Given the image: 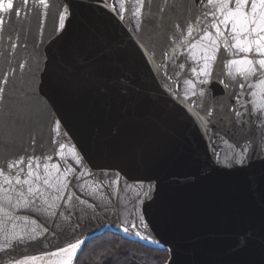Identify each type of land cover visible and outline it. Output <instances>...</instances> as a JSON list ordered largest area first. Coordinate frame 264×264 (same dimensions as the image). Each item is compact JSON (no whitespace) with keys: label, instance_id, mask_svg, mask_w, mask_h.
<instances>
[{"label":"water","instance_id":"95a60500","mask_svg":"<svg viewBox=\"0 0 264 264\" xmlns=\"http://www.w3.org/2000/svg\"><path fill=\"white\" fill-rule=\"evenodd\" d=\"M15 2L20 15L10 23L4 17L0 39V163L45 148L32 179L64 216L17 210L47 225L51 244L22 243L0 257L44 256L37 264H47L55 258L46 253L82 240L75 264L86 243L111 232L166 251L164 264H264V153L244 166L228 159L253 139L259 143L261 130L234 124L232 109L243 111L244 97L238 103L218 82L201 85L211 98L208 117L186 93L185 72L192 74L178 67L186 49L172 51L169 22L195 14L199 0H186L187 11L185 0H168L174 10L165 0H47L48 8ZM141 16L159 24L155 51H145L148 41L135 30ZM44 178L68 187L56 192ZM124 226L159 243L125 234ZM2 227L0 242L13 225Z\"/></svg>","mask_w":264,"mask_h":264},{"label":"snow or ice","instance_id":"6c2138e0","mask_svg":"<svg viewBox=\"0 0 264 264\" xmlns=\"http://www.w3.org/2000/svg\"><path fill=\"white\" fill-rule=\"evenodd\" d=\"M106 2V0H105ZM145 0H137V4L143 6ZM27 4V0H24ZM37 6L48 8L47 0H37ZM107 6V4H106ZM165 7L174 10V4L169 5L165 0ZM185 9L187 4L185 0ZM160 11H163L161 9ZM67 7L60 14V28L66 27ZM195 14H182V19L176 23L169 22V30L172 32V51L177 54V48H185V62L179 63L178 67L182 71L186 65L191 71V76L185 72L184 84L187 86L186 93L190 92L193 97H198V103L201 110L208 117L213 115V110L209 107V93L201 85H209L218 82L227 90L233 89L232 96L240 102L244 97V102L240 104L243 111L236 108L232 109L236 117L234 124L249 123L258 126L260 131L259 143L255 139L250 141L249 146L241 149L236 155L229 156L233 165L244 166L246 159L258 150L264 153V0H199V7L194 10ZM20 15V9L17 8L15 0H0V39L3 38L5 31V19L9 18L11 22L12 14ZM139 13V8L136 9ZM133 13V15H136ZM120 18L123 19L121 13ZM159 24L155 17H140L137 23L136 31L143 43L146 38L148 44L145 45V51L149 47L153 51L158 45L154 42ZM178 30V31H177ZM9 36V47L16 49L17 43L12 42L11 32ZM167 56V53H164ZM189 58L195 61V66L188 63ZM175 62V61H173ZM20 69L25 68L24 63H20ZM224 77V79H221ZM238 86L239 91L235 89ZM3 89L0 88V92ZM187 98V95H186ZM199 115V113H197ZM203 119V117H201ZM61 148L64 145H60ZM54 151V149H53ZM47 150L43 147L39 153L34 149L31 155H17L19 158L12 157L5 159L0 163V231H3L4 223H11L13 229L5 231L3 240L0 242V253L7 256L9 250H15L18 245L27 244L30 241L44 242L48 247L51 241L47 240L44 234L48 231L45 224H40L31 220L29 216L17 215V210H26L32 212L35 210L37 215L47 214L48 217L64 216V213H57L54 209L58 207L50 202L44 188L34 184L33 162L40 166L45 158ZM47 159L51 160L52 155L48 154ZM81 161H77L80 163ZM24 165L27 168L21 167ZM47 169L48 165L44 164ZM52 168H59L52 164ZM67 175V173L65 174ZM39 173L35 176V181H40ZM46 188H55L56 192H61L62 188L68 185L62 179H58L55 185L50 183L48 178L42 181ZM57 197L53 196L54 201ZM20 221V224L16 222ZM31 221V226L30 222ZM143 223V218L140 217ZM135 227V225H133ZM147 225H145V228ZM39 229V231H38ZM123 232L128 235H135L139 240L148 241L153 244L159 243L149 235L136 230L130 232L129 227L124 226ZM44 237V241H41ZM84 241L76 240L74 243H68L64 247H58L56 250L46 253L49 259L47 264H73L82 248ZM44 256H26L22 260L5 259L0 257V264H37L44 260Z\"/></svg>","mask_w":264,"mask_h":264},{"label":"trees","instance_id":"16d2710c","mask_svg":"<svg viewBox=\"0 0 264 264\" xmlns=\"http://www.w3.org/2000/svg\"><path fill=\"white\" fill-rule=\"evenodd\" d=\"M167 252L107 232L84 246L75 264H164Z\"/></svg>","mask_w":264,"mask_h":264}]
</instances>
